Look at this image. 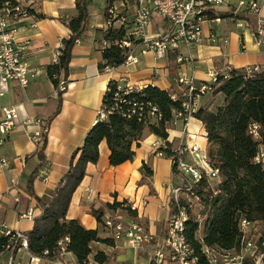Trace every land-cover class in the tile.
<instances>
[{"label":"crops","instance_id":"1","mask_svg":"<svg viewBox=\"0 0 264 264\" xmlns=\"http://www.w3.org/2000/svg\"><path fill=\"white\" fill-rule=\"evenodd\" d=\"M18 1L43 12L47 18L38 19L33 15L10 18L16 41L26 46L24 56L31 73L28 87L12 83L10 91L0 95V114L4 107L15 108L18 113L16 125L1 148V154L8 163L0 168V237L6 230L26 234L33 229L34 219L42 211L29 187L32 186L37 196L45 197L60 182L69 168L72 153L83 144L98 117L102 96L111 79L178 91L182 89L178 78L184 74L194 78L199 87L211 82L209 72L214 69L218 72L251 66L264 69V38L259 41L254 32L257 18L251 17L249 25L238 26L234 14L245 15L237 12L236 0H227L225 5L214 11L215 17L219 16L221 21L203 24V39L197 45L187 47L178 44L165 57H157L153 52L142 54L138 47V63L122 65L110 72L102 71L100 30L106 28V19L105 16L102 19L94 9L96 0H90L89 26L82 40L73 48L62 109L48 129L45 164L41 166L37 155L41 143L33 138L41 126L35 120L45 121L58 106L57 89L48 77L47 67L58 62L63 40L71 36L66 21L76 16L78 11L76 0ZM115 8L127 17L128 26L132 28L137 2L119 1ZM261 16L264 18V0ZM169 30L170 22L154 12L147 34L154 37ZM211 36L218 41L213 43ZM180 56L187 60L178 62ZM61 80H65L64 72ZM211 92L209 90L198 97V107L210 104L214 107L222 103L223 96H213ZM168 132L169 142L178 151L179 158L190 165L203 166L208 138L199 119L177 115L169 124ZM163 145L161 139L147 133L135 148L132 161L112 166L109 147L103 141L99 161L87 165L86 175L72 197L67 218L79 220L88 229H98L102 238H113V232L98 222L92 210L127 200L137 208L136 219L126 212L118 211L116 215L125 224L138 221L153 236V241L142 249L128 247L125 238L114 239L113 246L94 243V252L102 250L111 256L107 264H138L140 260L147 264L150 253L163 240L170 213L171 185L180 184L183 179L182 173L174 169L171 158L158 155ZM37 170L39 172L31 182ZM109 215V212L105 213L104 221ZM67 258L77 261L72 253ZM9 261V253L0 256V264H9ZM14 264L55 262L32 256L28 249L22 248L16 252Z\"/></svg>","mask_w":264,"mask_h":264},{"label":"trees","instance_id":"2","mask_svg":"<svg viewBox=\"0 0 264 264\" xmlns=\"http://www.w3.org/2000/svg\"><path fill=\"white\" fill-rule=\"evenodd\" d=\"M119 1L123 0H106V21L109 10ZM89 2L76 0L78 13L66 21L71 36L63 40L58 62L47 67L48 77L58 89V106L54 114L44 121L46 131L37 151L41 166L45 164L48 129L62 109L66 91L59 90L60 76L64 72L67 82L73 48L82 40L89 26ZM18 5H22L18 0H0V9ZM22 6L28 15L47 18L46 14L31 6ZM209 17H215V13L210 12ZM100 33L102 40L110 42L108 47L100 48L102 71L107 67L115 69L122 66L127 56V48L122 45L126 37L125 28H105ZM210 85L213 96H223L222 103L214 107L211 104L200 106L192 116L199 119L206 129L207 160L212 168L219 170V174L218 180H210L205 175L194 185L192 193L199 197L201 207L198 213L202 219L192 214L186 229L187 238L204 263L203 245L230 255L240 252L244 238L243 220L259 226L264 236V167L255 161L264 145V69L258 66L228 68L219 72L217 81ZM183 93L182 89H161L152 84L132 85L122 79L108 82L98 117L83 144L72 153L69 168L60 182L45 197L37 196L32 186L29 187L42 211L34 219L33 229L26 233L28 251L32 256L56 261L60 257L59 243L69 238L67 250L74 254L78 264H88L91 260L99 264L110 261L111 256L106 252H94L93 244L113 246L114 238H102L98 229H88L79 220L68 219L72 197L86 175L87 165L99 161L103 141L107 142L110 150V164L119 166L132 161L135 148L145 135L153 134L163 141L159 151L173 160L176 170L179 154L169 142L168 129L177 115H188L184 106L187 98ZM38 172L33 174L31 182ZM118 211L126 212L134 219L137 217V210L132 209L127 200L108 203L103 208L92 210V213L103 225L106 212L115 215ZM11 240L12 234L4 233L0 237V256L9 252ZM246 262L249 263L248 260Z\"/></svg>","mask_w":264,"mask_h":264},{"label":"built area","instance_id":"3","mask_svg":"<svg viewBox=\"0 0 264 264\" xmlns=\"http://www.w3.org/2000/svg\"><path fill=\"white\" fill-rule=\"evenodd\" d=\"M137 8L132 21L133 27L129 28V21L123 13L112 7L106 21V28H122L126 30V37L122 40V45L127 48V56L123 65L130 66L138 63V47L140 53L153 52L157 57H165L171 48L178 44L187 47L197 45L203 39V24L207 21H221L219 16L210 18L209 13L225 5L227 0H135ZM262 0H237V12L244 14L246 18H237V25L242 27L250 24V18L256 17L254 32L259 41L264 38V18L261 16ZM160 15L170 22V30L158 36H149L147 30L151 25L153 13ZM22 5L14 8L5 7L0 9V95L7 94L11 89V84L16 83L26 88L30 83L31 69L25 59V44L16 41L15 30L10 25L11 17L27 16ZM130 38L139 40L135 43ZM210 40L216 43V37L211 36ZM102 46L108 47L110 42L103 39ZM191 59V58H190ZM187 58L180 56L178 62L182 63ZM112 68L107 67L104 71L110 72ZM219 72L211 70L209 72L210 83L197 86L194 78L185 74L178 78V83L182 86L183 96L187 98L184 106L188 110L186 117L192 116L198 108V97L211 90L212 83L217 81ZM67 89V82L61 80L59 90ZM58 95V89H57ZM179 116H182L179 114ZM184 117V118H186ZM18 113L15 108L4 107L0 114V168L7 165L8 160L1 154V148L6 144L10 133L13 131ZM41 126L33 138L41 143L42 135L46 131L44 121L35 120ZM196 150V148H193ZM159 156L163 153L158 152ZM203 166H193L186 163L182 158H178L176 169L182 173L183 179L180 184L171 185L170 213L166 221L165 234L161 243L156 245L150 253L147 264H225L238 261L240 264H264V236L259 226L246 220L241 222V229L244 233L240 252L235 255L220 252L208 246H202V255L206 262L202 261L194 245L186 235L187 223L192 214H196L199 220L202 216L198 213L201 207L199 197L193 195L194 185L207 176L210 180H218L219 170L212 168L207 160V156L202 158ZM257 163L264 167V145H262L255 157ZM132 209L137 208L131 204ZM117 214V213H116ZM110 214L104 222L106 228L113 232V238L126 239L128 247L142 249L146 244L153 241V236L149 234L143 225L138 221L129 224L123 223L117 215ZM29 216L31 213L28 214ZM5 234H12L11 246H9V264H14L15 252L19 249H28V237L20 231H5ZM263 237V239H261ZM69 238L59 243L60 257L55 264H78L77 261L69 260L67 250ZM47 254V252H45ZM249 261L247 263L246 261ZM88 264H99L92 260Z\"/></svg>","mask_w":264,"mask_h":264},{"label":"rangeland","instance_id":"4","mask_svg":"<svg viewBox=\"0 0 264 264\" xmlns=\"http://www.w3.org/2000/svg\"><path fill=\"white\" fill-rule=\"evenodd\" d=\"M237 2V0H236ZM105 0H96V4L94 5V9L96 11H98L99 15L101 16V18L103 19V16H104V12H105ZM215 181V180H214ZM228 254H231V253H228ZM143 261L140 260V262L138 264H142Z\"/></svg>","mask_w":264,"mask_h":264}]
</instances>
